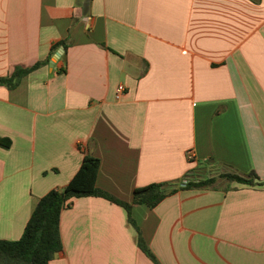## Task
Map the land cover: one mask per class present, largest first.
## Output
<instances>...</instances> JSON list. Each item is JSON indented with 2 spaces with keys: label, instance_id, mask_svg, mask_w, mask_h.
I'll return each instance as SVG.
<instances>
[{
  "label": "crops",
  "instance_id": "1",
  "mask_svg": "<svg viewBox=\"0 0 264 264\" xmlns=\"http://www.w3.org/2000/svg\"><path fill=\"white\" fill-rule=\"evenodd\" d=\"M45 59L0 84L1 239L90 154L124 201L255 177L73 198L48 264H264V0H0V77Z\"/></svg>",
  "mask_w": 264,
  "mask_h": 264
},
{
  "label": "trees",
  "instance_id": "2",
  "mask_svg": "<svg viewBox=\"0 0 264 264\" xmlns=\"http://www.w3.org/2000/svg\"><path fill=\"white\" fill-rule=\"evenodd\" d=\"M59 44H63L61 41ZM54 46L53 50L58 46ZM47 59L36 61L30 66H16L10 76L0 77V84L13 87L19 80L47 63ZM1 141V139H0ZM100 161L97 157L85 154L80 167L68 183L58 189H51L42 195L34 206L27 220L21 236L17 239L0 238V264H48L54 254L61 249L62 239L59 230L60 213L63 208L70 205L73 198L80 196H99L109 201L122 205L127 211V217L133 222L131 206L142 203L150 208L155 207L168 194L175 192L178 188L204 187L212 185L217 178H226L240 182L253 184L254 173L242 176L236 173L225 172L217 176H209L196 180L190 174L176 182L163 181L152 182L145 186L136 187L133 190L131 201H124L110 192L96 185ZM257 183V184H263ZM139 246L144 252L154 259L148 247L139 238Z\"/></svg>",
  "mask_w": 264,
  "mask_h": 264
},
{
  "label": "water",
  "instance_id": "3",
  "mask_svg": "<svg viewBox=\"0 0 264 264\" xmlns=\"http://www.w3.org/2000/svg\"><path fill=\"white\" fill-rule=\"evenodd\" d=\"M64 50V47L63 46H60L55 52L54 54L52 55L51 59L49 60V65L50 67L53 66V62L60 56V54L63 52ZM254 181H259L258 178H255Z\"/></svg>",
  "mask_w": 264,
  "mask_h": 264
},
{
  "label": "built area",
  "instance_id": "4",
  "mask_svg": "<svg viewBox=\"0 0 264 264\" xmlns=\"http://www.w3.org/2000/svg\"><path fill=\"white\" fill-rule=\"evenodd\" d=\"M117 91H118V93H119V92L121 91V88L119 87V88L117 89ZM187 157H188V158H191V157H192V153H191V152H188V153H187ZM183 181L185 182L186 179H184Z\"/></svg>",
  "mask_w": 264,
  "mask_h": 264
}]
</instances>
